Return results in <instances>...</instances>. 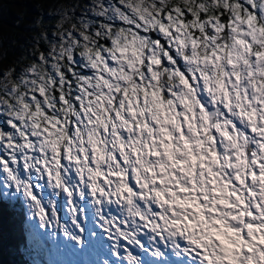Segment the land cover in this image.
<instances>
[{
    "label": "snow or ice",
    "instance_id": "obj_1",
    "mask_svg": "<svg viewBox=\"0 0 264 264\" xmlns=\"http://www.w3.org/2000/svg\"><path fill=\"white\" fill-rule=\"evenodd\" d=\"M22 2L0 204L63 264H264V0Z\"/></svg>",
    "mask_w": 264,
    "mask_h": 264
},
{
    "label": "trees",
    "instance_id": "obj_2",
    "mask_svg": "<svg viewBox=\"0 0 264 264\" xmlns=\"http://www.w3.org/2000/svg\"><path fill=\"white\" fill-rule=\"evenodd\" d=\"M45 0H33L37 6ZM29 7H33L29 5ZM41 13V11L39 12ZM37 12L26 10L22 0H0V33L10 35L27 26ZM0 264H63L61 252L51 242L41 240L32 223L21 217L18 204H0Z\"/></svg>",
    "mask_w": 264,
    "mask_h": 264
},
{
    "label": "rangeland",
    "instance_id": "obj_3",
    "mask_svg": "<svg viewBox=\"0 0 264 264\" xmlns=\"http://www.w3.org/2000/svg\"><path fill=\"white\" fill-rule=\"evenodd\" d=\"M40 11H41V13H39V14H42L43 13V9L41 8L40 9ZM49 11H51V9L49 10ZM35 12V11H34ZM39 14H37V15H39ZM37 15H35V17L37 16ZM38 232L39 231H42V230H38V229H36ZM56 247V246H55ZM56 249L58 250V251H60L61 252V260H63L64 262L65 261H68V260H71V259H78L79 257H77V256H73V255H71V253H68L65 249H63V247H61L60 249H58L57 247H56Z\"/></svg>",
    "mask_w": 264,
    "mask_h": 264
}]
</instances>
